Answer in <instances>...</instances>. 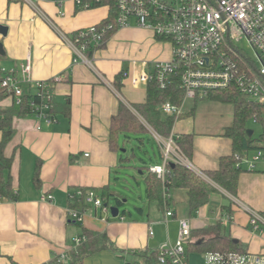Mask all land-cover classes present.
<instances>
[{"label": "crops", "instance_id": "obj_1", "mask_svg": "<svg viewBox=\"0 0 264 264\" xmlns=\"http://www.w3.org/2000/svg\"><path fill=\"white\" fill-rule=\"evenodd\" d=\"M35 5L25 0H0V25L8 27L5 35L0 33L4 51L0 53V68L20 69L29 61L34 82L54 81L55 106L61 111L55 113L56 120L52 122L34 114L14 117V134L4 150L5 157L12 162L4 175L11 176L16 199H0V264H46L55 255L74 248L75 238L83 236L84 228L106 232L111 247L80 264H141L138 252L157 250L165 243L177 241L180 218L190 220L192 231L219 224L222 233L230 235L248 251L264 253V234L251 229L249 214L231 200L235 195L214 182L217 190L195 214L190 212L188 190L175 188L168 196L170 205L163 209L147 199L137 208L136 216L129 212L126 216L113 217L86 206L82 223L70 218L68 209L74 204L71 194L77 188L114 193L110 198L115 199V195L121 194L114 179L125 166L140 170L145 180L146 174L139 168L144 165L142 159L141 164H132L134 155L124 156L122 152L126 150L111 147V120L121 102L139 116L131 104L143 103L147 89L133 85L131 76L150 71L154 61L170 60L172 45L133 22L118 29L104 47L94 52L93 63L103 76L100 77L90 66L74 62L72 49L63 35L71 36L78 29L105 20L108 6L82 8L74 0H35ZM128 37L134 38L137 45L149 48L148 60L124 64V55L116 53L115 47ZM122 69L128 75L120 91H116L114 80ZM23 87L29 92L34 85L24 83ZM13 105L11 96L0 98V108ZM197 106L193 114H187L190 108L186 107L185 116L175 122L173 132L192 134L193 151L189 160L202 171L214 170L219 167L221 157L233 151V142L224 132L234 114L226 119L218 118L207 124L208 130H203L197 123ZM121 138L120 143L125 145L127 141ZM39 161L42 183L38 186L35 173ZM244 168L235 197L264 212V168ZM44 195L53 198L42 199ZM225 195L230 198L231 213L222 208ZM168 209L173 211V216H167ZM228 215L231 219L224 222L223 217Z\"/></svg>", "mask_w": 264, "mask_h": 264}, {"label": "built area", "instance_id": "obj_2", "mask_svg": "<svg viewBox=\"0 0 264 264\" xmlns=\"http://www.w3.org/2000/svg\"><path fill=\"white\" fill-rule=\"evenodd\" d=\"M35 5V0H25ZM82 8H91L104 0H74ZM118 13L114 23L95 24L81 28L71 36L63 35L72 49L74 62L84 63L95 68L93 56L89 49L99 46L107 33L115 27L120 29L136 25L152 30L156 37L168 40L172 45V58L167 61H154L150 71H143L131 76L135 86L157 82L159 88L167 89L179 79L184 98L180 105L165 102L161 111L167 116H174L176 121L184 114L189 100L202 99L210 91L234 88L245 94L249 101L264 105V0H117ZM246 38L254 48L260 66L235 42ZM0 88L13 98L15 105H22L26 94L32 95L31 106L34 115L47 122L56 120L54 116L55 89L53 80L32 79V65L28 61L17 68H0ZM33 84V90H24L23 84ZM117 91V89H116ZM163 153L160 164L150 165L149 171L155 173L163 181L167 179L170 164L184 165L202 178L210 181V177L192 164L175 141V133L164 137L156 132L143 119ZM263 157V150L258 149L248 159V169H255L257 162ZM169 196V194H167ZM52 195H44L42 199L51 200ZM73 205L68 209L71 219L82 223L86 206L101 209L111 214L110 206L105 205L101 191L95 188H77L72 194ZM231 200L249 214L250 227L254 232L264 234V213L258 211L235 196ZM85 207H82L84 206ZM174 213L168 209L167 216ZM229 220L231 216L223 217ZM222 220V219H221ZM179 236L177 241L161 245L160 261L171 259L173 264H189L186 244L191 239L192 224L187 218L179 219ZM153 234V230H150ZM84 237L75 238L76 245ZM208 264H264V253L246 252H205Z\"/></svg>", "mask_w": 264, "mask_h": 264}, {"label": "trees", "instance_id": "obj_3", "mask_svg": "<svg viewBox=\"0 0 264 264\" xmlns=\"http://www.w3.org/2000/svg\"><path fill=\"white\" fill-rule=\"evenodd\" d=\"M117 0H104L103 3L98 5H106L109 8L108 17L98 24L114 23L118 6ZM118 30L114 28L109 31L105 40L99 46H94L89 49V56H93L97 49L105 46L108 39ZM159 38V37H158ZM163 39V38H160ZM126 69H122L114 80V86L118 91L123 86V81L127 77ZM147 95L143 103L131 104L136 112L141 116L156 132L164 137L171 135L176 119L174 116H167L161 111V105L165 102H172L180 105L184 98V92L181 89L179 79H175L167 89L159 88L157 82L151 81L146 84ZM5 92L0 88V98L6 96ZM32 95L26 94L22 105H13L10 108H0V130L2 131V140L0 142V199L8 198L11 200L16 199V195L12 186L11 176L6 177L4 172L10 168L12 159L4 155L6 145L10 142L14 134L13 120L15 116H29L34 114L31 103L38 100L32 99ZM202 99L213 100L223 103H232L234 105V119L230 126L226 127L224 134L229 137L233 142V151L228 155H224L220 159L219 167L214 170L204 171L210 179L224 188L227 192L237 196L239 188V180L242 172L246 171L243 158H245L251 149H264V105L257 102L249 101L247 96L234 88L217 89L210 91ZM196 99L187 114H193L196 110ZM55 113L61 111L57 106L53 108ZM186 113L180 116L182 118ZM137 114L124 102L120 103L118 113L112 117L110 127V145L116 150H120L124 145L120 143L119 137L122 136V141H130L136 138L140 143L146 144L143 135L150 133L146 125L141 121ZM179 118V119H180ZM250 118L263 121V131L258 138L248 136L245 132L247 122ZM175 141L185 155L191 159L193 151V135L185 133H175ZM158 144V143H157ZM149 158L152 162H161L163 153L160 145L158 144L157 151L149 153ZM132 157V156H131ZM123 158V157H122ZM42 162L39 161L36 166L35 183L41 185L40 167ZM143 164L139 166L143 173L146 174V193L147 199L151 202H156L160 208H165V205H170V197L167 194L171 193L175 188H186L188 190V202L191 214H195L202 206L206 205L210 200L212 192L217 190L214 183L202 178L193 170L184 165L170 164L168 166L169 172L167 179L163 181L155 173L149 171L150 164L143 160ZM105 202L109 204V198L114 193H102ZM117 206L122 205V198L120 195H115ZM82 207H85L82 206ZM223 210L226 209L232 212L230 204L222 206ZM264 213V212H263ZM111 215V214H110ZM123 211L119 216H126ZM118 216V217H119ZM83 241L76 245L74 248L66 251L63 254L55 255L46 264H80L87 257L95 254L96 252L109 249L110 239L106 232L95 231L88 228L83 229ZM187 253L194 252H246L242 244L233 239L230 235L221 232L219 224L210 225L206 228L192 231L191 239L187 242ZM115 250V249H114ZM142 258L143 264H173L171 259L165 262L160 261L159 250H143L138 252Z\"/></svg>", "mask_w": 264, "mask_h": 264}, {"label": "rangeland", "instance_id": "obj_4", "mask_svg": "<svg viewBox=\"0 0 264 264\" xmlns=\"http://www.w3.org/2000/svg\"><path fill=\"white\" fill-rule=\"evenodd\" d=\"M235 44L245 50L247 54L256 62L257 66H260L261 63L259 61L255 48L251 44H249L246 38L235 42ZM115 52L124 55V64L127 65L133 64L134 60L138 63H142L143 60H148L150 58L149 48L146 49L144 47H141L140 45H137V41L132 37L121 39L115 47ZM140 87L142 89H146L145 84H140ZM194 103L195 102L193 100H189L186 107L191 108ZM197 105V123L199 124L200 129L203 130H205L204 128H207L206 130H208L207 124L209 125L213 123V121H216L218 118L221 119L223 116L226 119L229 116H233L234 114V105L232 103H223L213 100L200 99L197 102ZM247 127L254 131L253 137L258 138L263 131V121L250 118L247 122ZM142 137L146 140V144H142L136 138H132L124 145V147H122L123 151L126 150L122 152V154L124 156L134 155L132 164H141L142 160L147 161L149 164H156L149 158V153L152 154L154 150L157 151L158 144L156 139L154 138L152 133H147ZM256 151V149L249 150L248 159H251L255 155ZM244 166H246L247 168L249 167L247 161H244ZM256 168L258 170L264 168V149L263 157L257 162ZM132 175H134L135 177H132ZM114 181L117 184V191L121 194L120 197L123 200L122 205L119 206L120 211H125L126 214H129V212H131L135 216L138 215L137 208L142 207L144 203L147 202L146 182L143 176L140 174V170L135 171L131 167L125 166L120 170V173H118V178L114 179ZM223 200L224 204H229L230 202L229 196L227 197L226 195L223 196ZM108 201L109 206H114L116 204V201L113 198H109ZM188 262L189 264H208L203 254L194 251H189Z\"/></svg>", "mask_w": 264, "mask_h": 264}, {"label": "water", "instance_id": "obj_5", "mask_svg": "<svg viewBox=\"0 0 264 264\" xmlns=\"http://www.w3.org/2000/svg\"><path fill=\"white\" fill-rule=\"evenodd\" d=\"M7 31H8V27L7 26L0 25V33H2L3 35H5L7 33ZM0 53L4 54L2 44H0ZM245 132H246V134L248 136H252L253 133H254V131L252 129H249V128H247L245 130ZM105 205L108 206L109 204L106 202ZM110 210H111V215L113 217H118L119 216V214H120V207L119 206H117V205L110 206Z\"/></svg>", "mask_w": 264, "mask_h": 264}]
</instances>
